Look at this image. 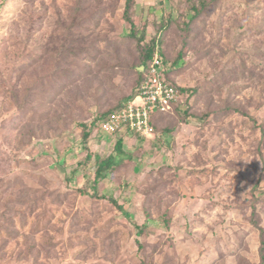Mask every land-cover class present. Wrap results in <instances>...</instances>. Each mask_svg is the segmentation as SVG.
<instances>
[{
	"label": "rangeland",
	"instance_id": "374dc122",
	"mask_svg": "<svg viewBox=\"0 0 264 264\" xmlns=\"http://www.w3.org/2000/svg\"><path fill=\"white\" fill-rule=\"evenodd\" d=\"M126 3L0 0V264H264V0ZM155 39L193 95L102 134Z\"/></svg>",
	"mask_w": 264,
	"mask_h": 264
},
{
	"label": "built area",
	"instance_id": "2783aa9c",
	"mask_svg": "<svg viewBox=\"0 0 264 264\" xmlns=\"http://www.w3.org/2000/svg\"><path fill=\"white\" fill-rule=\"evenodd\" d=\"M183 94L166 80L161 59L156 54L150 66L148 77L141 85L138 94L116 113L99 121L102 134L116 136L120 133H133L151 139L155 129L151 125L156 112L169 113L183 101Z\"/></svg>",
	"mask_w": 264,
	"mask_h": 264
},
{
	"label": "trees",
	"instance_id": "16d2710c",
	"mask_svg": "<svg viewBox=\"0 0 264 264\" xmlns=\"http://www.w3.org/2000/svg\"><path fill=\"white\" fill-rule=\"evenodd\" d=\"M134 3H135V0H127L125 12H124V17H125L126 21L132 25V29H135V24L133 23L132 18H131V11L133 9ZM144 39H145V37L142 38V41ZM144 48H145V50H144V54H143V59H142L141 64L138 66V67H143L144 69H143V71H139L138 72L139 79H138V82H137V88H136V90H135V92H134V94L132 96H129V97L126 98V102L125 103H127L130 100H132L138 94V91H139L141 85L143 84V82H145V80L148 77L150 66L153 63V60H154L156 54H158L160 59H161L162 66H163V69H164V75H165L166 80L168 81V83H170L173 86H176L179 89L180 93L183 94L184 97H186V99L188 100L193 95L194 92L190 91L188 89L182 88L181 86H178L175 82H173L170 79V77H169L170 68H169L168 63L166 61V58H165V55H164V51H163V48L161 46V43H160L159 39H155L151 43L146 44ZM125 103H123V105ZM123 105L118 107L116 110L107 112L106 114L102 115L99 118V121L107 118L108 116H110L113 113H116L117 111H119L123 107ZM177 107L178 106H174L173 111H171L169 113L156 112V113H154L152 115L151 125L155 129V134H154L153 138L157 137V134H158L157 131L159 130V120L161 118H164V117H167V116H169V117L170 116L171 117L176 116V108ZM187 113H189V112H187ZM99 121H98V123H99ZM98 123H97V125H98ZM90 135L91 134H90L89 131L84 132V134H83L84 140L87 141L91 137ZM123 140L124 139H120L117 142L114 152L108 158L100 159V160L97 161L96 176H95V180H94L95 185H98V183L101 180H104L109 174L114 173L113 171H115L116 169L118 170V168L122 165V162L127 159V157H128L127 153L128 152H126L124 150V145H123L124 141ZM128 159H129V157H128ZM95 189H97V187ZM112 203L115 206H117L119 210L123 211V207L119 206L116 201H112ZM142 233H143V229H141L139 231V234H142ZM263 245H264V242H262V246ZM260 257H261L262 263H264V247H262V249H261Z\"/></svg>",
	"mask_w": 264,
	"mask_h": 264
},
{
	"label": "water",
	"instance_id": "95a60500",
	"mask_svg": "<svg viewBox=\"0 0 264 264\" xmlns=\"http://www.w3.org/2000/svg\"><path fill=\"white\" fill-rule=\"evenodd\" d=\"M141 69H142V71H143L144 68L142 67Z\"/></svg>",
	"mask_w": 264,
	"mask_h": 264
}]
</instances>
